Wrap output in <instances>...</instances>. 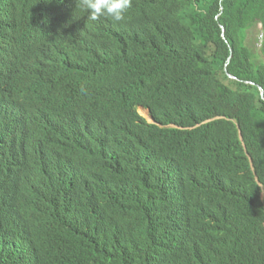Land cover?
Wrapping results in <instances>:
<instances>
[{"label":"trees","instance_id":"trees-1","mask_svg":"<svg viewBox=\"0 0 264 264\" xmlns=\"http://www.w3.org/2000/svg\"><path fill=\"white\" fill-rule=\"evenodd\" d=\"M46 4L0 0V103L21 75L54 123L35 137L31 113L0 114V264H264V0H132L119 23L80 10L43 46L29 13ZM107 60L99 104L54 93ZM97 139L95 165L47 171Z\"/></svg>","mask_w":264,"mask_h":264},{"label":"clouds","instance_id":"clouds-1","mask_svg":"<svg viewBox=\"0 0 264 264\" xmlns=\"http://www.w3.org/2000/svg\"><path fill=\"white\" fill-rule=\"evenodd\" d=\"M47 1L48 0H44L45 3H47ZM52 3V7L46 4V6L40 8L37 12L29 13L31 15V18H36L39 22H48L46 26L43 27L47 31V34L43 39V46L56 41V39L67 41L62 34L54 33L55 22L58 19H63L71 29L77 31L75 19L73 16L74 12L76 13L80 10H83L87 13L88 21L95 22L102 18H106L110 19L114 23H119L125 19L128 10L132 7V0H75L76 7L70 2V0H52ZM110 61L111 60H107L102 67H98L97 70H95L96 73L102 74V77L99 75L102 79V83H99V78H91V75L95 72H82V78H69L71 76H65L66 79L64 81L54 80L53 84L58 87V89L54 93L59 97L67 96L72 93V90L69 88V86H72L73 88L77 89L76 93L79 94V98L87 99L93 104H99L102 98L107 95L106 93L110 85H113L115 82L111 76L113 65ZM37 64L38 63H31L25 68L36 66ZM90 66L91 63H89V68ZM2 75L3 73L0 74V77ZM23 81L24 80H21L20 75L15 77L11 83H1L10 87H15V85H17L20 88H17V90L19 91L18 94H15L14 91L1 95L3 97V102L0 103V114H18V116H22L18 119V122L11 120L13 125L17 123L21 125V119L23 118V116H27L31 113L30 122L28 120V117L25 118L29 131L35 137H44L45 134H49L50 131L53 135L54 130L52 126L54 125V123L51 121L48 115L40 112L44 109L46 104L38 101V106L34 105L31 102L27 91L21 88L23 85ZM82 94H84V96ZM27 101L31 109L28 108ZM139 108H142L143 110H147L149 112V110L145 107L141 106ZM29 124H31V126ZM9 142H11V145L14 146L16 143V136L11 135ZM102 145L103 140L101 139H97L93 142L92 156L90 155L86 145L75 146V148L71 150L69 156L66 154H63V156H61L58 153L51 154L45 158L46 169L50 173L62 174L67 167H72L84 156H88L90 162L95 165L97 162L96 159L101 153ZM24 146L28 149L34 148L33 138L27 136L24 137ZM64 146L72 147L73 145L64 142ZM20 148V146H17L16 149L20 150ZM53 212V206L46 204L41 206L40 209L36 211V214H40V216H47Z\"/></svg>","mask_w":264,"mask_h":264},{"label":"rangeland","instance_id":"rangeland-1","mask_svg":"<svg viewBox=\"0 0 264 264\" xmlns=\"http://www.w3.org/2000/svg\"><path fill=\"white\" fill-rule=\"evenodd\" d=\"M259 47H260V44H259ZM139 113L145 117L150 123H152V119L150 118L149 116V112L147 110H143L142 108H139Z\"/></svg>","mask_w":264,"mask_h":264},{"label":"water","instance_id":"water-1","mask_svg":"<svg viewBox=\"0 0 264 264\" xmlns=\"http://www.w3.org/2000/svg\"><path fill=\"white\" fill-rule=\"evenodd\" d=\"M262 95H263V92H262Z\"/></svg>","mask_w":264,"mask_h":264},{"label":"bare ground","instance_id":"bare-ground-1","mask_svg":"<svg viewBox=\"0 0 264 264\" xmlns=\"http://www.w3.org/2000/svg\"><path fill=\"white\" fill-rule=\"evenodd\" d=\"M27 129V128H26Z\"/></svg>","mask_w":264,"mask_h":264}]
</instances>
